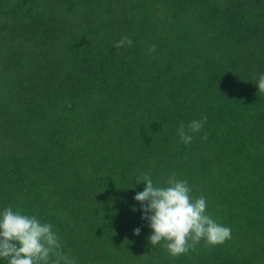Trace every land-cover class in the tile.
I'll return each instance as SVG.
<instances>
[{
    "label": "trees",
    "instance_id": "obj_1",
    "mask_svg": "<svg viewBox=\"0 0 264 264\" xmlns=\"http://www.w3.org/2000/svg\"><path fill=\"white\" fill-rule=\"evenodd\" d=\"M262 74L264 0H0V212L76 264H264ZM144 174L187 180L231 239L154 248Z\"/></svg>",
    "mask_w": 264,
    "mask_h": 264
},
{
    "label": "clouds",
    "instance_id": "obj_2",
    "mask_svg": "<svg viewBox=\"0 0 264 264\" xmlns=\"http://www.w3.org/2000/svg\"><path fill=\"white\" fill-rule=\"evenodd\" d=\"M132 43L124 36L114 48L130 47ZM155 51L156 46L152 45L149 52ZM256 85L258 95L264 93V74L258 77ZM206 122L205 115L187 127L181 123L178 128L180 141L191 144L194 134L202 131ZM137 183L146 185L134 199L143 205L145 215L142 219L149 222L151 235L148 239L154 248L163 247L170 257L178 258L195 251L201 242L206 248H214L231 239L230 227L218 223L207 212L206 198L203 195L194 197L187 180L177 179L173 174L158 186L150 175L144 174ZM140 232V228L134 230L137 236ZM0 260L6 264H76L64 254L50 223L42 222L36 215L14 211L11 206L0 212Z\"/></svg>",
    "mask_w": 264,
    "mask_h": 264
}]
</instances>
